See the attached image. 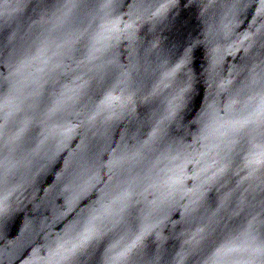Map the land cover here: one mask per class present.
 <instances>
[{
  "label": "water",
  "instance_id": "95a60500",
  "mask_svg": "<svg viewBox=\"0 0 264 264\" xmlns=\"http://www.w3.org/2000/svg\"><path fill=\"white\" fill-rule=\"evenodd\" d=\"M0 264H264V0H0Z\"/></svg>",
  "mask_w": 264,
  "mask_h": 264
}]
</instances>
